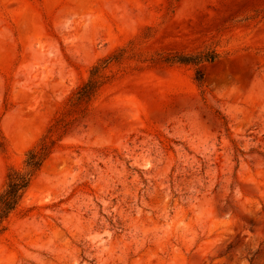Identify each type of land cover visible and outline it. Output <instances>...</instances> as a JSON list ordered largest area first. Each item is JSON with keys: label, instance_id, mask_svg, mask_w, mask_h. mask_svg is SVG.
I'll return each instance as SVG.
<instances>
[{"label": "rangeland", "instance_id": "1", "mask_svg": "<svg viewBox=\"0 0 264 264\" xmlns=\"http://www.w3.org/2000/svg\"><path fill=\"white\" fill-rule=\"evenodd\" d=\"M46 134L0 264H264V0H0V191Z\"/></svg>", "mask_w": 264, "mask_h": 264}, {"label": "trees", "instance_id": "2", "mask_svg": "<svg viewBox=\"0 0 264 264\" xmlns=\"http://www.w3.org/2000/svg\"><path fill=\"white\" fill-rule=\"evenodd\" d=\"M216 56L215 53L199 57L180 56L177 57V61H213ZM108 63V59H104L94 64L90 69L88 78L72 93L69 103L74 112H84L88 104L96 97L100 88L106 82V75L103 71ZM55 148L56 140L49 138L46 134L34 147L26 152L24 164L21 168L13 167L9 169L6 183L0 191V234L7 229L10 215L17 209L33 179L40 172Z\"/></svg>", "mask_w": 264, "mask_h": 264}]
</instances>
